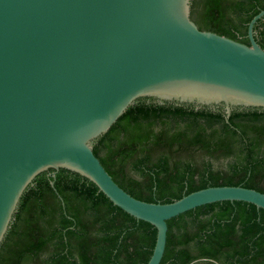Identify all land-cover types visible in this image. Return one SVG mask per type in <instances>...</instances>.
<instances>
[{
  "label": "water",
  "instance_id": "obj_1",
  "mask_svg": "<svg viewBox=\"0 0 264 264\" xmlns=\"http://www.w3.org/2000/svg\"><path fill=\"white\" fill-rule=\"evenodd\" d=\"M191 0H0V244L20 199L49 170L93 183L115 207L156 230L147 264H160L167 221L196 208L264 194L208 187L167 204L137 200L93 154L138 99L264 110V50L201 31ZM53 186V183H51Z\"/></svg>",
  "mask_w": 264,
  "mask_h": 264
},
{
  "label": "trees",
  "instance_id": "obj_2",
  "mask_svg": "<svg viewBox=\"0 0 264 264\" xmlns=\"http://www.w3.org/2000/svg\"><path fill=\"white\" fill-rule=\"evenodd\" d=\"M253 4L260 8L250 13ZM262 10L264 1L191 0L190 17L201 31L249 46L248 24ZM253 32L264 50V17ZM215 110L138 99L93 141V154L121 189L148 203L218 186L264 194V110L235 108L227 121ZM167 229L160 264H264V211L253 205L202 206L170 219ZM155 241L151 225L115 207L93 183L49 170L22 195L0 264H147Z\"/></svg>",
  "mask_w": 264,
  "mask_h": 264
},
{
  "label": "flooded vegetation",
  "instance_id": "obj_3",
  "mask_svg": "<svg viewBox=\"0 0 264 264\" xmlns=\"http://www.w3.org/2000/svg\"><path fill=\"white\" fill-rule=\"evenodd\" d=\"M249 1H252V2H254V3H258V2H262V1H264V0H249ZM250 7V11H248V12H250L251 13V9L252 8H260V6L257 4H253L252 6H250V5H248L247 6V8H249ZM194 107V111H199V110H201V108H197L196 106H193ZM210 109H213V108H210ZM216 109H218L219 110V108H216ZM221 109V108H220ZM213 110H215V109H213ZM218 110H215L214 112H218ZM223 110V109H222ZM239 111H241V110H239ZM49 177H52V178H54L55 177V173L53 172H50L49 173Z\"/></svg>",
  "mask_w": 264,
  "mask_h": 264
}]
</instances>
